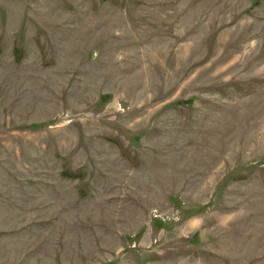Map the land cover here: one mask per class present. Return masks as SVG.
I'll use <instances>...</instances> for the list:
<instances>
[{
  "label": "rangeland",
  "instance_id": "374dc122",
  "mask_svg": "<svg viewBox=\"0 0 264 264\" xmlns=\"http://www.w3.org/2000/svg\"><path fill=\"white\" fill-rule=\"evenodd\" d=\"M0 264H264V0H0Z\"/></svg>",
  "mask_w": 264,
  "mask_h": 264
}]
</instances>
